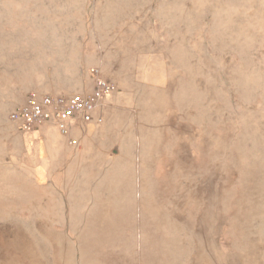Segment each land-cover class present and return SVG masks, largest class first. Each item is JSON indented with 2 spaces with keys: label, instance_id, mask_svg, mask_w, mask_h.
<instances>
[{
  "label": "rangeland",
  "instance_id": "1",
  "mask_svg": "<svg viewBox=\"0 0 264 264\" xmlns=\"http://www.w3.org/2000/svg\"><path fill=\"white\" fill-rule=\"evenodd\" d=\"M91 68L78 147L9 122ZM0 264H264V0H0Z\"/></svg>",
  "mask_w": 264,
  "mask_h": 264
},
{
  "label": "built area",
  "instance_id": "2",
  "mask_svg": "<svg viewBox=\"0 0 264 264\" xmlns=\"http://www.w3.org/2000/svg\"><path fill=\"white\" fill-rule=\"evenodd\" d=\"M94 90L74 95H29L25 103L8 115L10 123L26 135L43 127H53L70 147H78L71 138V130L78 125H100V101L116 90L113 82L106 79L98 68H91Z\"/></svg>",
  "mask_w": 264,
  "mask_h": 264
},
{
  "label": "crops",
  "instance_id": "3",
  "mask_svg": "<svg viewBox=\"0 0 264 264\" xmlns=\"http://www.w3.org/2000/svg\"><path fill=\"white\" fill-rule=\"evenodd\" d=\"M46 127H43V128H41V129H45ZM41 129H39L38 131H36V133L37 132H40V130ZM55 129V128H54ZM55 131H56V129H55ZM57 132V131H56ZM58 133V132H57ZM37 135H40V133H37ZM59 135V134H58ZM30 136V135H29ZM60 136V135H59ZM61 137V136H60ZM33 138H35V136L33 135V136H31V139H33ZM61 138H63V137H61ZM66 141V140H65Z\"/></svg>",
  "mask_w": 264,
  "mask_h": 264
}]
</instances>
